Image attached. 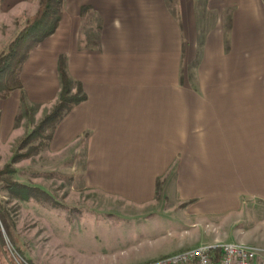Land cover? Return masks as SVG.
I'll return each instance as SVG.
<instances>
[{
  "label": "crops",
  "instance_id": "1",
  "mask_svg": "<svg viewBox=\"0 0 264 264\" xmlns=\"http://www.w3.org/2000/svg\"><path fill=\"white\" fill-rule=\"evenodd\" d=\"M83 7L97 23L89 42ZM205 9L216 18L200 26L195 0H64L56 31L21 69L38 111L59 96L60 57L81 84L86 98L49 150L67 160L84 144L87 188L143 209L170 202L181 232L199 228L154 258L223 243L264 256L254 244L264 241V1ZM12 129L3 122L0 136Z\"/></svg>",
  "mask_w": 264,
  "mask_h": 264
},
{
  "label": "rangeland",
  "instance_id": "2",
  "mask_svg": "<svg viewBox=\"0 0 264 264\" xmlns=\"http://www.w3.org/2000/svg\"><path fill=\"white\" fill-rule=\"evenodd\" d=\"M205 1L195 0L200 26L211 23L213 16L216 18L206 11ZM39 2L40 0L1 2L0 56L8 53L10 43L35 15ZM87 12H81V16L85 19L84 24L89 26H83L89 42L92 41L91 36L96 34L97 23L96 18ZM60 59L64 61L62 57ZM64 70L67 74L65 61ZM69 79L76 82L70 77ZM19 91L17 93L15 90L17 96H11L14 95L12 93L9 102L2 104L4 118H1L0 109L2 126L3 122L9 121L11 126L13 121V129L8 137L0 136V170L10 165L13 173L4 178L39 188L52 201L45 204L34 199L19 201L9 198L0 190V201L14 225V240L23 256L21 258L12 249L3 227L0 226L5 242V246L0 242V264H139L142 260L158 259L154 257L170 251L171 245L175 248L174 243L183 241L186 239L184 236L199 229L181 232L188 225L185 227L175 217L182 210L173 212L170 202L164 207L163 200L156 199L143 209L87 188L83 178L84 144L67 160L49 150V143L57 126L52 131L48 128L43 134H36L32 138L34 140L20 148L23 139L50 114L58 98L50 108L38 111L37 107L29 106L22 87ZM71 91H76L75 84L71 85ZM10 107L13 118L9 120L6 116L9 115ZM15 154L25 156L11 163ZM201 228L204 229L203 226ZM251 231L254 232L255 229ZM254 244L264 249V241ZM21 260L23 261L20 262Z\"/></svg>",
  "mask_w": 264,
  "mask_h": 264
},
{
  "label": "trees",
  "instance_id": "3",
  "mask_svg": "<svg viewBox=\"0 0 264 264\" xmlns=\"http://www.w3.org/2000/svg\"><path fill=\"white\" fill-rule=\"evenodd\" d=\"M2 1L3 0H0V4ZM63 4L64 0H40L37 12L28 20L26 25L18 32L15 39L10 43L8 53L0 56V99H6L15 90L21 89V68L30 51L56 31L61 20ZM89 10L90 8L83 7L81 12L83 14ZM59 77L61 91L57 102L50 114L45 116L36 129L23 139L20 148L26 145V143L28 144L31 140H34L32 138H34L36 134V136L43 134L48 128H50L51 131L54 130L66 114H68L76 105L85 100L86 96L82 91L81 84L72 82L69 79L65 73L64 61L62 59L59 60ZM72 84L76 85V91L74 93L71 91ZM24 156L25 155L15 154L11 159V163L21 160ZM12 173L13 171L10 165H6L0 170V190L9 198L25 202L34 199L40 204L52 201L51 197L39 188L4 178L5 175L8 176ZM0 226L3 227L12 249L14 248L17 255L23 258L22 252L17 247L14 240V225L1 201ZM0 242L5 246L1 230ZM22 261L23 260L20 262Z\"/></svg>",
  "mask_w": 264,
  "mask_h": 264
},
{
  "label": "built area",
  "instance_id": "4",
  "mask_svg": "<svg viewBox=\"0 0 264 264\" xmlns=\"http://www.w3.org/2000/svg\"><path fill=\"white\" fill-rule=\"evenodd\" d=\"M145 264H264V256L246 245L223 243L182 250Z\"/></svg>",
  "mask_w": 264,
  "mask_h": 264
}]
</instances>
